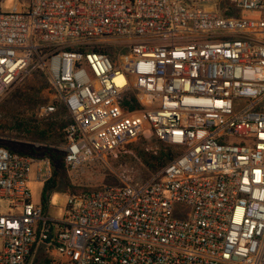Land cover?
<instances>
[{"label": "built area", "instance_id": "obj_1", "mask_svg": "<svg viewBox=\"0 0 264 264\" xmlns=\"http://www.w3.org/2000/svg\"><path fill=\"white\" fill-rule=\"evenodd\" d=\"M3 3L0 97L47 76L40 114L67 110L75 179L139 139L175 155L141 182L124 170L69 193L57 221L29 188L51 180V158L0 145V200L19 211L0 214V264H264V0Z\"/></svg>", "mask_w": 264, "mask_h": 264}, {"label": "rangeland", "instance_id": "obj_2", "mask_svg": "<svg viewBox=\"0 0 264 264\" xmlns=\"http://www.w3.org/2000/svg\"><path fill=\"white\" fill-rule=\"evenodd\" d=\"M16 4L26 9L30 4V0H4L3 11H11ZM202 8L211 9L213 6L206 5ZM108 53L112 60H115L119 54L110 51V49ZM120 54L125 57L128 51L121 50ZM52 96L53 90L47 76L41 71H32L0 97L1 146L29 153L40 152V154L33 155L39 158L49 157L48 154L54 152L63 159L57 162L51 161L53 170L51 180H56V188L49 192L47 206L45 205L46 216L49 219L60 221L64 218L67 212L69 193L75 190H91L118 185L120 184L118 174L124 170L128 171L129 176L137 182L149 179L156 173L147 168L146 161L150 160L151 154L155 150L167 151L169 147L154 139H139L126 149L107 156L97 165L88 168L78 179H75L70 168L66 166L61 151L65 143L64 129L70 122L69 116L66 114H64L65 116L58 115L63 106L55 101H53V104H55L58 113L54 112L49 116L40 114V108L50 103ZM36 126H40L42 129L40 132L48 128L50 130L42 135L39 134L37 129L34 130ZM149 148H151V151H147ZM174 155L175 151L170 153V158ZM44 184L35 182L29 184L32 201L36 204L41 203ZM10 212L19 213V211L10 209L8 201L0 200V214ZM188 213L189 209L185 206L174 207V216L177 219H185ZM1 247L2 239L0 238V249ZM30 262H33V258Z\"/></svg>", "mask_w": 264, "mask_h": 264}, {"label": "trees", "instance_id": "obj_3", "mask_svg": "<svg viewBox=\"0 0 264 264\" xmlns=\"http://www.w3.org/2000/svg\"><path fill=\"white\" fill-rule=\"evenodd\" d=\"M131 100L134 101V99L132 97H131ZM135 106H136L135 104H129L127 102H125L123 104V107H124L125 110L134 109ZM61 110L62 111L59 112V114H58L59 116H62L64 114H66L67 116H69L67 110L64 107H62ZM55 112H57V111H55ZM69 118H70V116H69ZM69 123H71V118H70V122ZM36 129H37V131H39V134H42V135H45V132L47 130H50L48 128L47 130H44V131L40 132L42 130L40 128V126H36L34 128V130H36ZM61 129H63V128H61ZM64 141H65V139H64ZM3 147H5V148H7V149H9L11 151H15V152L22 153V154H29V155L40 154V152H32V153H29V152H25V151H22V150H19V149L18 150H12V149H10V148H8L6 146H3ZM173 152H174V149L171 148V147H169V149L167 151H165V150L156 151L155 150L151 154L152 156H151L150 160L146 161L147 168H149V170L154 171V172L160 171L167 164V162L171 159L170 158V153H173ZM48 155L52 159L53 162H55V161L57 162L59 160H63L59 155H57L54 152H50V154H48ZM55 188H56V180H54V179L51 180V181H49V182H47V183H45L43 185L42 194H41V203L43 205H46V202L48 200V194H49V192L52 191ZM81 191H88V190H86V189H84V190L82 189V190H78V191L75 190L72 193H78V192H81ZM47 263L48 262H45V264H47Z\"/></svg>", "mask_w": 264, "mask_h": 264}]
</instances>
